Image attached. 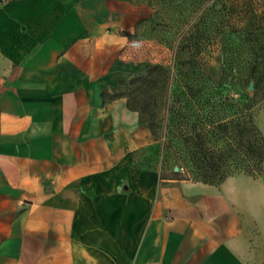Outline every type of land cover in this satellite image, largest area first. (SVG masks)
<instances>
[{
	"label": "crops",
	"instance_id": "obj_1",
	"mask_svg": "<svg viewBox=\"0 0 264 264\" xmlns=\"http://www.w3.org/2000/svg\"><path fill=\"white\" fill-rule=\"evenodd\" d=\"M143 13L0 6V264H264V179L133 166L165 127L164 69L124 32Z\"/></svg>",
	"mask_w": 264,
	"mask_h": 264
},
{
	"label": "rangeland",
	"instance_id": "obj_2",
	"mask_svg": "<svg viewBox=\"0 0 264 264\" xmlns=\"http://www.w3.org/2000/svg\"><path fill=\"white\" fill-rule=\"evenodd\" d=\"M9 1L0 0V6ZM132 1L143 5L144 13L133 30L124 32L131 39L141 40L143 54L156 55L160 68L164 69L165 76L160 78L163 91L159 97V122L167 127L169 141L162 151L160 145L144 148L133 166L142 169L159 166L161 175L175 170L182 171L181 176L202 180L190 162L181 160L186 154L167 108L179 105L177 97L182 99L180 106H184L187 136H194L199 129L204 134L208 128L217 131L212 126L225 118L229 121L227 139L233 143L235 105L249 95L253 119L264 137V0ZM250 82L251 90L248 89ZM186 84L200 90L189 103L182 94ZM218 96L227 97V102L219 106L214 102ZM210 116L213 123L207 126L204 123ZM219 146L221 149L218 143L212 146V151L217 154L224 149L223 142ZM237 171L233 170L230 175ZM241 173L264 179V161Z\"/></svg>",
	"mask_w": 264,
	"mask_h": 264
},
{
	"label": "trees",
	"instance_id": "obj_3",
	"mask_svg": "<svg viewBox=\"0 0 264 264\" xmlns=\"http://www.w3.org/2000/svg\"><path fill=\"white\" fill-rule=\"evenodd\" d=\"M184 88L186 91L182 92V94L185 95V98L187 97L184 100L188 103L191 102L190 99L192 97H197L196 92L200 91L194 90V87L188 84L184 85ZM181 101L182 99L177 97L176 102L179 105L174 108L169 106L167 111L168 113H172V118H174L176 128L181 136L182 146L186 154V156L181 157V160L190 162L195 173L202 177V180L199 181L213 183L216 180L218 183V181L221 182L230 175L233 170H238L235 173L247 172L252 170L253 167L259 166L264 161V137L256 127L253 119L251 109L252 99L249 95H246L235 105L233 143H229L227 139L229 121L225 118L218 120L216 126H212V128H217V131L208 128L204 134L199 129L194 136L185 135V112L183 109L184 106H180ZM214 102H218V105L221 106L222 103L227 102V97L218 96ZM211 123H213V118L210 116L208 122L204 124L211 126ZM193 125L196 126L195 124ZM193 125L192 127H194ZM166 128L165 126L164 140L160 147L161 151L169 145ZM200 128L202 129L203 127ZM220 142H223L222 147L224 149L216 154L212 151L211 147L216 146L218 143V149H221L219 146ZM178 172L176 171L175 173L177 174ZM215 177L217 178L215 179ZM191 179L197 180L195 178Z\"/></svg>",
	"mask_w": 264,
	"mask_h": 264
},
{
	"label": "water",
	"instance_id": "obj_4",
	"mask_svg": "<svg viewBox=\"0 0 264 264\" xmlns=\"http://www.w3.org/2000/svg\"><path fill=\"white\" fill-rule=\"evenodd\" d=\"M252 87H253V84H252V82H250L249 85H248V89L251 90Z\"/></svg>",
	"mask_w": 264,
	"mask_h": 264
}]
</instances>
